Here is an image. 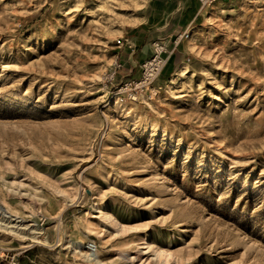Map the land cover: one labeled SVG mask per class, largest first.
Masks as SVG:
<instances>
[{"label": "rangeland", "instance_id": "374dc122", "mask_svg": "<svg viewBox=\"0 0 264 264\" xmlns=\"http://www.w3.org/2000/svg\"><path fill=\"white\" fill-rule=\"evenodd\" d=\"M134 1L0 0V210L43 231L0 229V264H92L72 243L102 264H264V0L200 9L118 103L116 40L148 14Z\"/></svg>", "mask_w": 264, "mask_h": 264}, {"label": "crops", "instance_id": "0c3cea01", "mask_svg": "<svg viewBox=\"0 0 264 264\" xmlns=\"http://www.w3.org/2000/svg\"><path fill=\"white\" fill-rule=\"evenodd\" d=\"M147 5L146 18L120 36L126 44L118 48L123 66L117 82L124 77L134 78L139 74V65L149 55L153 40H162L171 47L176 34L184 30L191 31L202 21L204 14L197 0H147ZM180 45L172 58H177L181 53Z\"/></svg>", "mask_w": 264, "mask_h": 264}, {"label": "built area", "instance_id": "2783aa9c", "mask_svg": "<svg viewBox=\"0 0 264 264\" xmlns=\"http://www.w3.org/2000/svg\"><path fill=\"white\" fill-rule=\"evenodd\" d=\"M220 0H197L200 9L210 8L215 3ZM191 36V32L184 30L176 36L171 41V47L168 43L162 40H153L150 43L149 55L143 59L139 65V74L132 77H124L121 81L117 82L111 95L114 100L118 103H126L131 101H137L139 95L146 90L155 79H157L166 65L169 63L170 59L174 55L176 48L185 40H188ZM126 44L122 37L117 38L116 46L121 48ZM122 63L120 62L119 56H115L112 63V73L111 79L115 78L117 72L122 69ZM90 252L95 251V244L88 243L85 246Z\"/></svg>", "mask_w": 264, "mask_h": 264}, {"label": "bare ground", "instance_id": "6f19581e", "mask_svg": "<svg viewBox=\"0 0 264 264\" xmlns=\"http://www.w3.org/2000/svg\"><path fill=\"white\" fill-rule=\"evenodd\" d=\"M146 1L147 0L134 1L133 4L135 7H141L144 3H146ZM211 21L212 19L210 17L206 18L207 23H211ZM135 22V20L129 21L130 24H134ZM187 47L189 51L196 52V47H194L193 44H189ZM187 69L188 67L184 64L177 70L174 77H172V80L182 81L184 78H187ZM142 98L149 108L154 107V104L151 101L146 100L143 96ZM111 104H115L114 101H111ZM77 200H79V198H77ZM107 219L113 222V218L111 216L107 217ZM24 222L25 221L20 217L12 215L5 210H0V229L4 230L8 234L19 236L22 241L32 240V242H39V236L43 233V231L38 228L35 224L25 225ZM70 247L75 250V253H79L82 257H84L87 262H90L92 264H102L101 260L99 259V254L96 251L90 253H83L81 245L74 243H72ZM165 252L166 251L159 252V255L163 257ZM165 256H168V253H166Z\"/></svg>", "mask_w": 264, "mask_h": 264}, {"label": "water", "instance_id": "95a60500", "mask_svg": "<svg viewBox=\"0 0 264 264\" xmlns=\"http://www.w3.org/2000/svg\"><path fill=\"white\" fill-rule=\"evenodd\" d=\"M17 259H18V258L16 257V258H15V261H16Z\"/></svg>", "mask_w": 264, "mask_h": 264}]
</instances>
